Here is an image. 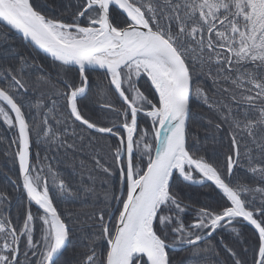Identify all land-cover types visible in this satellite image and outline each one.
Returning <instances> with one entry per match:
<instances>
[{
    "label": "snow or ice",
    "instance_id": "1",
    "mask_svg": "<svg viewBox=\"0 0 264 264\" xmlns=\"http://www.w3.org/2000/svg\"><path fill=\"white\" fill-rule=\"evenodd\" d=\"M0 124V264H264V0H0Z\"/></svg>",
    "mask_w": 264,
    "mask_h": 264
},
{
    "label": "trees",
    "instance_id": "2",
    "mask_svg": "<svg viewBox=\"0 0 264 264\" xmlns=\"http://www.w3.org/2000/svg\"><path fill=\"white\" fill-rule=\"evenodd\" d=\"M48 3H52V0H47ZM12 39L15 41V43L20 46V47H25V45L22 44V39L18 37L16 34L12 37ZM34 55V53H33ZM143 83V81H141ZM95 87V82L93 84ZM93 111L99 112L100 109L97 106H93ZM140 123L142 126L146 125V121L142 118L140 120ZM0 133H2L5 137L11 138L12 133L7 132L4 129V126L0 124ZM115 143V141H113ZM4 148V144L0 143V149ZM35 145H33V151L35 152ZM15 171L16 169L12 168V166L7 162L5 157L3 156L2 152H0V186H6V187H11V179L10 178H15ZM240 175H243V172L240 173ZM182 195L185 196L186 199L191 200L193 203H196L197 201H211L214 198L217 197V192L210 187H204L201 188L199 186H192L191 188H187L184 190ZM17 206V202L14 200L12 203V211L15 213ZM71 206V205H69ZM78 207V205H77ZM35 210V209H33ZM186 219H190V217H186ZM253 229L251 226L247 227L244 229V238L251 242L253 240L252 236ZM215 239V237H214ZM178 261L181 262V264H195V259L190 258L189 256L185 254L178 253L177 254Z\"/></svg>",
    "mask_w": 264,
    "mask_h": 264
},
{
    "label": "water",
    "instance_id": "3",
    "mask_svg": "<svg viewBox=\"0 0 264 264\" xmlns=\"http://www.w3.org/2000/svg\"><path fill=\"white\" fill-rule=\"evenodd\" d=\"M17 35H18L19 37H21V35H20V34H18V33H17ZM21 38H22V37H21Z\"/></svg>",
    "mask_w": 264,
    "mask_h": 264
}]
</instances>
